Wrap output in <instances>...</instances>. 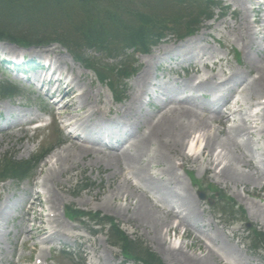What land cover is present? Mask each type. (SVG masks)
Here are the masks:
<instances>
[{"label":"rangeland","instance_id":"1","mask_svg":"<svg viewBox=\"0 0 264 264\" xmlns=\"http://www.w3.org/2000/svg\"><path fill=\"white\" fill-rule=\"evenodd\" d=\"M218 3L213 20L204 22L191 37L171 35L150 54L130 58L137 72L116 83L123 98L120 103H115L107 85L75 63L59 45L21 49L0 42V56L35 62L47 58L74 83L73 91L83 94L81 99H71L72 92L68 93L63 102H70L65 110L70 115L65 118L62 110L57 111L45 100L42 91L17 82L0 68V82L16 88L14 99H0V161L3 157L31 160L50 147L32 179L0 184V264H140L124 257L120 245L108 238L107 226L68 221L64 213L69 208L113 217L131 240L140 242L164 264H264V245L254 249L248 233L252 226L264 233V180L258 181L260 171L264 172V107L260 104L264 96L249 87L257 65H264V0ZM186 42L191 43L187 53H170L171 48ZM182 99L197 111L205 110L206 116L218 107L227 115L228 105L240 101L241 111L223 123L238 126L233 136H224L239 142L241 147L234 152L242 151L251 160L249 166L234 165L240 174L237 181L228 182L220 172L230 163V156L221 154L225 137L217 131L222 126L214 119L206 126L207 134H216L213 173L207 170L209 153H201L205 146L202 131L191 134L182 151L169 149L156 154L147 149L145 154L139 153L137 145L146 130V120H155L163 107ZM76 100L79 102L72 106ZM66 122L89 130L91 139L84 146L101 153L76 158L67 166L70 168L54 178V184L41 189L45 161L70 148L68 131L62 127ZM36 123L43 128L33 131ZM113 155L120 157L123 170L118 163L108 162ZM86 182L88 189L79 190ZM117 187L130 194L128 200L121 194L116 197ZM34 190H43L45 196L33 200L37 197ZM138 191L160 207L171 206L177 211L179 205H185L182 215L187 216L191 228L179 227L174 232L177 221L172 219L162 230L161 244L154 242L132 211L141 198ZM200 191L205 194L203 200L198 197ZM207 198L212 200V207L207 205ZM218 198L223 199L220 205ZM227 198L233 200V209L228 204L222 207ZM168 245L180 247L182 252L170 253Z\"/></svg>","mask_w":264,"mask_h":264},{"label":"trees","instance_id":"2","mask_svg":"<svg viewBox=\"0 0 264 264\" xmlns=\"http://www.w3.org/2000/svg\"><path fill=\"white\" fill-rule=\"evenodd\" d=\"M210 4L203 6L201 0H0V41L24 49L60 44L101 82L113 87L133 70L123 62L115 66L96 63L95 57L87 52L111 61L127 60L130 53H148L149 47L165 32H179L181 24L190 31L200 17L210 18ZM14 90L7 82H0V98H13ZM115 99H120L117 93ZM41 157L34 158L33 163L3 157L0 181L31 177ZM70 213L71 217L82 216L79 212ZM111 226V236L122 246L126 257L143 264H162L153 254L131 242L114 224ZM251 232L252 243L264 244L263 233L254 228Z\"/></svg>","mask_w":264,"mask_h":264},{"label":"bare ground","instance_id":"3","mask_svg":"<svg viewBox=\"0 0 264 264\" xmlns=\"http://www.w3.org/2000/svg\"><path fill=\"white\" fill-rule=\"evenodd\" d=\"M264 25L262 26V28ZM247 34V31H246ZM240 37V36H239ZM264 37V36H263ZM242 39V38H241ZM250 40H247L249 42ZM182 47V48H181ZM191 49V43L186 42L185 45L177 46L176 48H171L170 53H178V54H185ZM258 67L256 68V72H254L252 77V82L249 83L250 90H253L257 92L259 90V96L264 95V65L258 64ZM56 72L61 70V67H55L54 69ZM59 87L57 86L55 92H57ZM67 92L63 94V96H60V100L58 103H62L64 98L68 95V92L74 95L73 99H81L83 98V94L81 95L77 94V91H73L74 89V83L69 81L67 85ZM85 95V94H84ZM86 96V95H85ZM86 98H88L86 96ZM139 96L136 97V100H139ZM261 99V98H260ZM73 101V100H71ZM79 100H76L75 103H72V106H75ZM70 102L62 103V106L60 107L63 111V115L65 118H67L70 114L67 113L66 106L69 105ZM175 103V104H173ZM171 103L172 106H165L159 111V116L155 120H146V130L143 133V136L140 140V142L137 145V148L139 150V153L147 152V149H149L151 152L159 154L166 150L172 149L175 151H182L184 147V143L189 140V138L192 136L194 132L202 131L203 132V141L205 142V146L203 147L201 153H209L207 155V170L210 172H214L216 169L215 166V160L213 159V148L216 147V134H212L211 136L206 133V126L208 120L217 121L220 126V130H217L218 132L222 133L224 135H231L233 136V133H235L238 130V126L235 127H226L224 126V121L228 122L230 119L241 111L242 104L238 99L233 100L230 105L227 108V115H224L220 112L219 107L214 108L215 110L210 112V116L205 115V110L200 109L199 111L195 110L194 108L189 106L188 102H173ZM82 108V106L80 107ZM59 115V114H58ZM66 127L70 129L72 132H70L69 138L71 140L69 149L64 150L65 152H58L57 155H54L50 157L47 161H45V167H47L42 184L41 189L47 188L49 185L54 184V178H58L62 173L61 171L70 168L67 167L70 163L73 164L75 162L76 158H83L90 156L92 152H95L97 154H100L101 151L99 149H93L92 147L84 146V144H87V140L89 139L88 133L89 130H81L82 127L75 126L72 123L66 124ZM94 130H98L95 128ZM81 132V133H80ZM82 134H85L82 136ZM83 138H80V137ZM225 140L224 142V149H221V154L225 155L228 154L230 156V163L225 164L220 172L222 175L226 176L228 179V182H235L240 178V174H238L234 169L235 166H249V163H251V160H249V156L244 154L242 151L239 153H235L234 150H239V142H237L233 137H227L224 136ZM98 145V144H97ZM241 147V146H240ZM70 150V151H69ZM233 151V152H232ZM138 152V151H137ZM226 152V153H225ZM145 154V153H144ZM118 163L120 166V169L123 170V166L120 161V157L117 155H113V157L108 158V162L111 163ZM257 168V167H256ZM243 177V176H241ZM264 180V172L259 173L258 181ZM129 186L134 189L135 187L128 183ZM54 187V186H53ZM134 187V188H133ZM135 190V189H134ZM48 191V190H47ZM44 192V191H43ZM115 192L117 194L116 197H119V194H121V198L127 197V200L129 199L130 194L126 193L125 191L122 192V189L117 187L115 189ZM136 193V192H134ZM141 198L138 202V204L132 209V211L135 213L136 216L139 218V222L142 225V230L145 234L152 235L154 242H157L158 244H161L162 242V230L170 225V221L172 219L177 221V225L173 228V231H177L179 227H185L187 230L191 228V225H189L187 216H183V211H186L185 205H179L178 210L175 211V208L171 206L166 207H160L157 206L153 200L146 197L142 192H139ZM45 194V192H44ZM37 195V193H36ZM37 197H34L36 199ZM125 199V198H124ZM54 200V197L52 198ZM126 200V201H127ZM126 206L127 205L126 203ZM132 206V204L130 205ZM129 206V207H130ZM160 207V208H159ZM183 209V211L181 210ZM51 210L50 212H52ZM27 215L26 213H23V216L25 217ZM24 232H27L24 230ZM200 244V242H198ZM179 249H176L174 246L171 247L170 245L167 246V250L170 253L178 254V252H182ZM42 250L39 251V255H41ZM181 259H185L182 257Z\"/></svg>","mask_w":264,"mask_h":264}]
</instances>
